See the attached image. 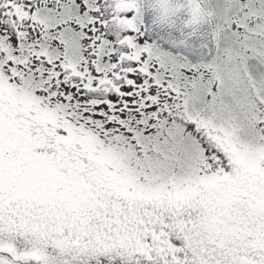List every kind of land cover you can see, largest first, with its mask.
Segmentation results:
<instances>
[{
    "label": "snow or ice",
    "instance_id": "obj_1",
    "mask_svg": "<svg viewBox=\"0 0 264 264\" xmlns=\"http://www.w3.org/2000/svg\"><path fill=\"white\" fill-rule=\"evenodd\" d=\"M145 4L0 0V264H264V0Z\"/></svg>",
    "mask_w": 264,
    "mask_h": 264
},
{
    "label": "water",
    "instance_id": "obj_2",
    "mask_svg": "<svg viewBox=\"0 0 264 264\" xmlns=\"http://www.w3.org/2000/svg\"><path fill=\"white\" fill-rule=\"evenodd\" d=\"M154 13L148 7V3L145 4L144 18L146 24L151 29L152 33L157 36H163L170 44L179 43L184 41L188 46L195 47L200 44L202 40V34L206 29L205 26H195L194 28H185L183 21L188 19L187 8L180 14V18L177 20V24L174 28H160L154 23Z\"/></svg>",
    "mask_w": 264,
    "mask_h": 264
},
{
    "label": "clouds",
    "instance_id": "obj_3",
    "mask_svg": "<svg viewBox=\"0 0 264 264\" xmlns=\"http://www.w3.org/2000/svg\"><path fill=\"white\" fill-rule=\"evenodd\" d=\"M152 6L150 10L154 13V21L160 28H174L177 24V20L180 18V14L184 12L185 0H145ZM188 19L183 21L185 28H194L195 25H189L188 21L192 19L188 13Z\"/></svg>",
    "mask_w": 264,
    "mask_h": 264
}]
</instances>
